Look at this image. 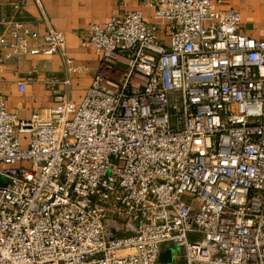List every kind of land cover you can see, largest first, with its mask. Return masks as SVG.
Masks as SVG:
<instances>
[{
    "label": "built area",
    "instance_id": "1",
    "mask_svg": "<svg viewBox=\"0 0 264 264\" xmlns=\"http://www.w3.org/2000/svg\"><path fill=\"white\" fill-rule=\"evenodd\" d=\"M153 6L91 26L80 102L20 118L0 80V264H264V40L210 0ZM66 45L0 18V72Z\"/></svg>",
    "mask_w": 264,
    "mask_h": 264
},
{
    "label": "crops",
    "instance_id": "2",
    "mask_svg": "<svg viewBox=\"0 0 264 264\" xmlns=\"http://www.w3.org/2000/svg\"><path fill=\"white\" fill-rule=\"evenodd\" d=\"M155 1L0 0V18L21 20L41 34L55 28L67 39L66 55H28L2 69L0 80L8 109L20 118H31L35 112L57 104V91L76 102L82 101L104 70L102 55L89 42L91 26L103 25L127 11H142L146 20L153 23ZM210 1L215 10L240 12L243 30L264 40V0ZM164 31L165 27L161 37L168 40Z\"/></svg>",
    "mask_w": 264,
    "mask_h": 264
},
{
    "label": "rangeland",
    "instance_id": "3",
    "mask_svg": "<svg viewBox=\"0 0 264 264\" xmlns=\"http://www.w3.org/2000/svg\"><path fill=\"white\" fill-rule=\"evenodd\" d=\"M29 137H30L29 134H23V137L22 138H23V140L25 142H28ZM169 251H170V255H171L170 260H172V258L174 257L173 254L175 255L176 253H178V250L176 248H174V247H171ZM172 262H170L169 264H171Z\"/></svg>",
    "mask_w": 264,
    "mask_h": 264
},
{
    "label": "water",
    "instance_id": "4",
    "mask_svg": "<svg viewBox=\"0 0 264 264\" xmlns=\"http://www.w3.org/2000/svg\"><path fill=\"white\" fill-rule=\"evenodd\" d=\"M170 258H171L170 251H168V252L162 254V260H163V261L166 262V261H168Z\"/></svg>",
    "mask_w": 264,
    "mask_h": 264
}]
</instances>
